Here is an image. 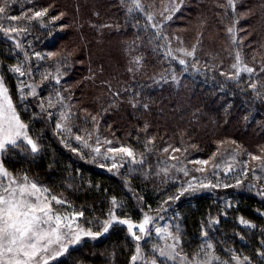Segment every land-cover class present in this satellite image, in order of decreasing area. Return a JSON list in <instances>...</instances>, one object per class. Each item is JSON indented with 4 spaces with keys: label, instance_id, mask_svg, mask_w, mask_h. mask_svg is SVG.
Listing matches in <instances>:
<instances>
[{
    "label": "trees",
    "instance_id": "16d2710c",
    "mask_svg": "<svg viewBox=\"0 0 264 264\" xmlns=\"http://www.w3.org/2000/svg\"><path fill=\"white\" fill-rule=\"evenodd\" d=\"M5 3L6 13L0 14V76L19 105L29 134L40 145L36 154L19 148L3 152L6 171L14 177L24 174L47 189V194L63 200L67 210L83 212L80 221L86 226L99 229L113 211L115 198L121 205L115 209L119 218L139 222L144 215L167 216L179 227L182 257L193 260L203 245L212 243L209 251L220 261L244 264L247 257V264H264V160L234 176H223L218 183L209 178L204 183L208 188H200L198 179L190 181L178 164L169 161L174 145L185 134L191 148L200 144L207 151L217 136L227 134L228 127L242 137L252 132L255 140L264 142V79L227 77L207 63L193 61L192 56L180 65L168 25L171 21L179 25L181 2L166 19L158 18L145 0H138L142 8L131 13V0H0V6ZM259 5L252 4L264 17ZM45 9V16L32 19L35 11ZM10 16L21 19H7ZM206 17L211 26L216 16L207 13ZM191 21L198 26L197 14L182 25ZM11 26H26V31L6 32ZM259 26L255 48L262 52L264 19ZM20 64L26 72L30 68L31 74L19 77L10 71ZM45 74L51 79L44 80ZM177 77L184 81L181 87L171 85ZM21 80L36 89V96L28 95L23 102ZM57 91L64 110L71 114V133L55 128L60 105L49 108L48 101L55 100ZM180 94L184 103L193 105L191 110L179 109ZM48 112L53 113L51 118ZM77 135L82 137L79 142ZM111 142L126 144L143 164H133L126 157L109 171L114 155L100 158ZM97 147L100 154L93 152ZM189 182L196 185V192L169 199ZM241 219L254 227L241 224ZM149 245H140L135 264H151L153 259L157 264H173L159 258L153 250L157 246ZM136 246L126 229L116 224L100 241L85 240L50 264H133Z\"/></svg>",
    "mask_w": 264,
    "mask_h": 264
},
{
    "label": "snow or ice",
    "instance_id": "6c2138e0",
    "mask_svg": "<svg viewBox=\"0 0 264 264\" xmlns=\"http://www.w3.org/2000/svg\"><path fill=\"white\" fill-rule=\"evenodd\" d=\"M132 6L128 8V11L134 12L142 8V5L138 3V0H131ZM231 5V0H229ZM7 3L5 6H0V14L6 13ZM47 9L44 11H35L32 19L45 16ZM3 18V17H0ZM169 19L171 17H168ZM7 19L16 21L21 17L10 16ZM149 22L153 21L152 16H148ZM152 27H158L155 23H152ZM6 32L18 33L26 31L24 28H17L11 26L5 29ZM231 32L232 30L229 29ZM19 48L20 45L17 44ZM183 56L191 57L194 55L192 51L179 50ZM173 60H177L178 57L171 52L167 53ZM37 59H41L39 53H35ZM27 60V54H26ZM239 61V56H237ZM180 65H185L186 60L183 58L178 59ZM236 69V76L239 77L242 72L252 73L253 69L250 67ZM10 71L14 74H18L19 77H24L31 74V69L26 72L24 65L20 64ZM44 80L51 79L50 74L43 76ZM175 79V77H173ZM60 81L56 79L58 84ZM253 88L255 84L251 85ZM28 89L26 92L25 89ZM20 101L23 102L27 99L28 95L36 96V89L31 84H25L23 80L20 81L19 87ZM60 105L59 122L55 124V128L58 132H72V125L69 123L71 114L64 110L63 100L60 92L57 91L55 100L50 99L48 101L49 108H56ZM27 110V109H25ZM40 111H46L43 103L40 105ZM52 112H48V116L51 118ZM76 141H81L82 137L77 135ZM88 147L87 143L84 144ZM19 148L22 151H28L32 154H36L40 151V145L36 139L29 134V126L23 122L21 115L19 114V105L14 104L11 98L9 88L6 86L3 78H0V152H5L9 149ZM168 149H165L167 151ZM179 151V149H173ZM72 151H77L73 148ZM110 153H122L126 157L131 158L133 164H143V160L137 161L134 158L133 151L121 146L119 148H108ZM93 152L100 154V148H94ZM107 158V157H106ZM257 159V157H253ZM198 164H206L207 161L198 160ZM103 166V165H101ZM122 166V165H121ZM117 163H113L108 169L112 171L117 169ZM202 171V169H199ZM187 175V172H185ZM8 177V173L4 170L2 164H0V264H50L51 260L59 257L63 253L69 250L72 245H77L81 242L82 237H91L96 239L97 237L108 233L110 228L114 225H126L127 232L137 242L136 254L131 257L133 264L138 260L141 254V248L139 242L145 237L151 235L150 225L154 223L153 218L145 215L139 223H134L130 218H119L115 213V209L121 207V205L113 198L112 206L113 211L110 213L109 218L105 219L102 225L101 231L85 230L78 225L73 227V221H76L83 216V212H74L71 216H62L58 211L52 207V201L56 204H63L64 201L58 199L55 195L48 198L47 189H42L37 186L36 183H28L27 178H24V182L15 180H9L7 185L3 184V179ZM239 183V181H238ZM200 188H208V184L197 181ZM227 187V185H225ZM198 189L196 185L189 182L187 187H182L180 192L175 197H170L171 200H179L180 196H183L186 192H196ZM216 223V221H211ZM241 224L248 227H254L247 220L241 219ZM138 229V233L134 231ZM176 235L168 229L156 228V236L163 237L165 244L163 247L154 248L153 250L158 253L159 258L162 260L173 261V264L179 260L180 264H228L226 261H220L209 250L213 248L212 243H206L202 246V251L197 253L195 259L190 260L187 257L180 256L178 252V246L180 244L179 227L175 229ZM171 239L172 243H167V240ZM248 258H244V264H247ZM151 264H157V260L153 259ZM239 264V261L237 262Z\"/></svg>",
    "mask_w": 264,
    "mask_h": 264
},
{
    "label": "rangeland",
    "instance_id": "374dc122",
    "mask_svg": "<svg viewBox=\"0 0 264 264\" xmlns=\"http://www.w3.org/2000/svg\"><path fill=\"white\" fill-rule=\"evenodd\" d=\"M256 1L260 2V10L264 9V0H231V5L229 4V0H145V4L151 6L154 13L156 12V14H158V18L165 17L166 19V16L170 13H174V11L171 10L175 6L180 4V2L183 3L181 15L179 19L176 18V20L179 21V25L173 26L172 24L174 21L170 22V26L168 25V27L172 28H169V31L172 37L171 43L173 50L181 58L189 59L188 56H183L180 53V49L192 51L194 53L192 56L193 61L197 63H207L209 67H213L214 70L220 71L224 76L237 77L236 69L233 67V65H236L238 68L250 67L253 69L252 73L242 72L240 74L241 76L257 75L264 79V40L260 43V46H263L261 49L263 50L262 52H260L259 48H255L257 45V36L260 34L259 28H261V26L259 25L264 17L260 13L258 14L252 6L253 2ZM193 11L197 14V20H200L198 26L193 27L192 21L189 25L187 23V26L185 24L182 25V22L184 23L190 15H195ZM207 13L212 14V17L216 16V19H218L217 21L215 19L211 26L205 21L207 20ZM204 26L205 29L203 28ZM229 29L232 31L230 32ZM237 56H239V61L237 60ZM0 78L2 77L0 76ZM183 84L184 81L181 77H177V80L171 82V85H175L176 87H181ZM179 96H181L182 100H180L178 104L179 109L183 108V111L191 110L193 105H191L189 101L187 103L186 100L184 103L182 94ZM197 127L201 128L199 126ZM228 128L226 135L221 134L217 136V139H214L213 143H215V145L212 144V147H210L212 149L210 151L209 149L207 151V148H201L200 144H191L192 147H194L191 148L186 134L183 138L180 137L177 145L173 147V149H179V151H174L172 149V154L174 155L169 158L170 163L178 164V170L184 171L183 173L187 172L185 177H189L190 181L198 179L199 182L205 183L211 178L214 182L218 183L223 176H234V172L241 171L243 168L248 169L250 166L254 167V165L264 160V142H261L259 138L255 140V135H253L252 132L242 137L240 134H236L232 131L230 127ZM185 139H187L188 142ZM121 146L128 147L124 143H108L103 150L105 157L101 156L100 159L106 160V157H112L108 156V154H111L114 155L113 159H111L112 164L118 163L121 160L122 163L125 162L126 156L124 154L110 153L107 151L108 148H119ZM197 149H199V153H196L198 151ZM227 149H230L229 154H227ZM154 150L156 151L157 147H155ZM184 151H187L185 155ZM219 151L220 153H218ZM235 151L238 152V154H234L236 153ZM2 154L3 152H0V164L3 165L1 160ZM254 156L257 157V159H253ZM198 160L207 161V163L198 164L196 163ZM199 169H202V171ZM4 170L6 171L5 168ZM7 173L8 177L4 178L2 181L4 185H7L9 180L24 182V178L26 177L24 174L19 177H14L9 172ZM26 178L29 184L34 183L30 178ZM51 196V194H48L49 199ZM52 207L62 216H71L74 213L70 209L67 210L62 204H56L55 201H52ZM150 217H152L154 221V223L149 226L151 235L145 237L139 244L141 245L144 242H148L150 244L149 246L154 247L155 245L157 247H163L165 240L163 237L156 236L155 229L158 227L161 229H168L173 235H176L175 229L177 225L174 226L171 221L168 220L167 216ZM72 223L73 227L78 225L85 230L90 229L94 232H102L103 223L100 224L99 229L86 226L85 223H81L80 218ZM120 226H123L127 232L126 225ZM134 231L138 233V229H134ZM106 235L107 233L96 239L82 237L81 242L77 245L70 246L69 250L80 246L85 240L92 243L98 242ZM128 235L132 238L130 234ZM132 240L135 241L133 238ZM167 243H172L171 239L167 240ZM135 244L137 245L136 241ZM67 252L59 257L66 255ZM178 252L181 256V251L179 249ZM56 258L54 260H56ZM54 260H51L50 263Z\"/></svg>",
    "mask_w": 264,
    "mask_h": 264
}]
</instances>
